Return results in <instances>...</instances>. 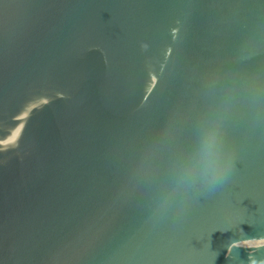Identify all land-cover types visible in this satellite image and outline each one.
<instances>
[{"label":"water","instance_id":"water-1","mask_svg":"<svg viewBox=\"0 0 264 264\" xmlns=\"http://www.w3.org/2000/svg\"><path fill=\"white\" fill-rule=\"evenodd\" d=\"M0 264H264V0H0Z\"/></svg>","mask_w":264,"mask_h":264},{"label":"clouds","instance_id":"clouds-1","mask_svg":"<svg viewBox=\"0 0 264 264\" xmlns=\"http://www.w3.org/2000/svg\"><path fill=\"white\" fill-rule=\"evenodd\" d=\"M141 47L147 48V45L142 44ZM234 167L235 160L229 157L211 172H206L205 174H203L201 179H203L209 185V187L215 188L219 185H222L228 179Z\"/></svg>","mask_w":264,"mask_h":264}]
</instances>
